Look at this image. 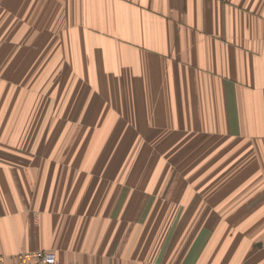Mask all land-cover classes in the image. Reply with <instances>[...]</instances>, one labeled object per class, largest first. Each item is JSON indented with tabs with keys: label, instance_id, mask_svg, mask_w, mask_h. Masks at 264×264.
Returning <instances> with one entry per match:
<instances>
[{
	"label": "crops",
	"instance_id": "obj_1",
	"mask_svg": "<svg viewBox=\"0 0 264 264\" xmlns=\"http://www.w3.org/2000/svg\"><path fill=\"white\" fill-rule=\"evenodd\" d=\"M57 11L68 43L50 36ZM65 65L70 90L85 86L80 117L52 106ZM104 98L136 114L132 155L106 153L130 133H95ZM66 134L90 154L49 153ZM38 251L264 264V0H0V264Z\"/></svg>",
	"mask_w": 264,
	"mask_h": 264
},
{
	"label": "rangeland",
	"instance_id": "obj_2",
	"mask_svg": "<svg viewBox=\"0 0 264 264\" xmlns=\"http://www.w3.org/2000/svg\"><path fill=\"white\" fill-rule=\"evenodd\" d=\"M51 17H53V14H51ZM55 19L56 22H58V25H56L55 23L50 22L49 25L55 26V32L50 33V36H55V37H60L62 38V44L64 42L68 43V37L69 34L66 31H63L62 27L60 26V23H63V18L60 14L59 11H57V13H55ZM67 25H69L66 22ZM62 28V29H61ZM82 38V33L81 31H77V40ZM81 50V48L79 49ZM78 50V51H79ZM48 51L49 53L51 52V50H44V52ZM75 59V63H76V58ZM69 72V66L65 65L62 70H61V82H60V90H61V100L58 103H54L52 106H55V110L57 112H62V111H66V110H70V111H74L77 117H80L83 115V110L82 108H84L87 104V101L85 100L86 97V90H85V86L83 82H75L74 86L71 87V90L69 88V83L67 80H65L64 75H66V79H68L67 74ZM55 78V82L54 84L50 83L49 85H46L44 89H49L51 90L52 88L56 90V76ZM106 99L105 101H107V99H111L112 102L108 103L109 107H110V112H108V116H109V121H108V127L105 128L102 126L101 130L98 131H94L97 134H101L104 137H107L108 139H117L118 137L122 136L123 138L126 137V133H130L131 135V139H130V143H133L134 146H132L131 144L129 145H124V146H109L108 147V151H106V153L108 154H115V153H121V148L124 147L125 148V156H129L132 155V152H135V150H139L140 148V142H139V138L143 139L144 138V133L143 131L140 132L139 134H135V130L133 128H129L131 126H133V122L132 120L134 119L136 114H130L126 112V108L125 105L122 104L120 105L117 101L119 99L117 98H104ZM100 100L99 97H93V102L89 103L88 106L92 107L95 109L98 101ZM38 102L41 105H45V103H47V99L46 98H40L38 99ZM35 105V104H34ZM63 114V113H62ZM96 113L92 114V118L93 121H96ZM89 116V114L87 113V117ZM132 129V130H130ZM30 131H33V129L30 127ZM84 133V131H82ZM151 130H145V134L147 136H149ZM153 138L155 137L156 133H153ZM53 137V136H51ZM36 138V137H35ZM54 138V137H53ZM58 142V141H57ZM57 142H55V144L51 147L48 148V152L49 153H57L59 151V149L61 148H65L63 153H73V152H77L79 153V155L88 153L90 154L88 151H86V148H90V147H85V146H75L73 145L72 147L69 146V139L68 136L66 134L65 136V140L62 142V145L59 147H56L58 144ZM39 150V149H37ZM77 150V151H75ZM153 151L157 154V157L161 158L163 155H165V153L161 152L159 150V147H154ZM8 152V150H7ZM24 152V151H23ZM25 152H30V151H25ZM128 153H131L129 155H126ZM162 155V156H161Z\"/></svg>",
	"mask_w": 264,
	"mask_h": 264
},
{
	"label": "built area",
	"instance_id": "obj_3",
	"mask_svg": "<svg viewBox=\"0 0 264 264\" xmlns=\"http://www.w3.org/2000/svg\"><path fill=\"white\" fill-rule=\"evenodd\" d=\"M4 262L0 258V263ZM17 264H60L57 261L56 255L50 251H38L31 254L21 255ZM78 264V263H74Z\"/></svg>",
	"mask_w": 264,
	"mask_h": 264
}]
</instances>
